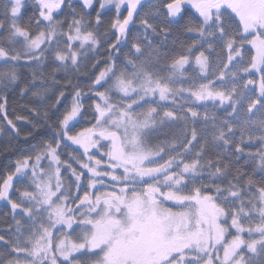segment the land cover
<instances>
[{"label":"snow or ice","instance_id":"snow-or-ice-1","mask_svg":"<svg viewBox=\"0 0 264 264\" xmlns=\"http://www.w3.org/2000/svg\"><path fill=\"white\" fill-rule=\"evenodd\" d=\"M0 264H264V0H0Z\"/></svg>","mask_w":264,"mask_h":264},{"label":"trees","instance_id":"trees-1","mask_svg":"<svg viewBox=\"0 0 264 264\" xmlns=\"http://www.w3.org/2000/svg\"><path fill=\"white\" fill-rule=\"evenodd\" d=\"M3 162H5V161L3 160V158H0V163H3Z\"/></svg>","mask_w":264,"mask_h":264}]
</instances>
